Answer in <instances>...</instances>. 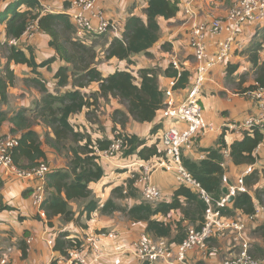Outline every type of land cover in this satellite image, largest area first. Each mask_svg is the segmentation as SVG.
I'll use <instances>...</instances> for the list:
<instances>
[{"label":"trees","instance_id":"obj_1","mask_svg":"<svg viewBox=\"0 0 264 264\" xmlns=\"http://www.w3.org/2000/svg\"><path fill=\"white\" fill-rule=\"evenodd\" d=\"M41 1L9 0L5 1L3 3L5 6L0 9V32L3 31L6 36L3 44L6 49L3 57L6 59L0 68V105L9 102V90L16 84L12 63L28 65L36 75L31 81L42 92L41 99L33 107H23L14 112L0 108V129L4 123H10L9 135L16 136L19 141L12 152L13 161L22 169L31 170L42 162H48L45 146L53 149L56 154L65 156L66 166L51 168L47 174L46 197L41 205L45 213L44 219L49 226H53L54 219L60 217L64 222H72L86 228L88 225L83 219L90 220L92 213L99 207V201L90 187L91 183L98 182L105 176L100 152L108 150L116 139L122 137L124 157L135 155L147 161L165 155L160 146V134L152 144H149L150 138L126 132V126L130 119L138 123L153 122L159 113L163 119L166 90L161 88L158 71L153 67L140 68L137 74L129 69H118L105 76L97 66L99 56L93 41L87 42L86 37L77 34L73 20L66 13L43 11ZM71 1L63 0V8L66 9ZM182 3L183 0H147L146 17L130 13L124 22L121 36H115L110 40L104 57L107 60L112 58L126 60L128 64H132V57L136 54L144 53L149 56V50L160 39L159 18L175 17L182 11ZM32 22L50 37L48 43L55 49V56L38 62L31 46L10 43L12 39H22ZM256 26L257 29L260 28L258 24ZM168 46L167 43L162 45L166 49ZM263 50L264 41L254 40L242 50L247 52L253 64L255 80L245 91H253L257 87L264 88V60H261ZM57 59L65 63L55 72L57 85L65 89L62 92L50 91L38 70L40 67H50ZM237 68L238 65L229 63L228 79ZM164 73L177 80L173 86L174 90L186 87L191 76V72L182 63L179 77L178 70L170 63ZM194 76L195 72L193 79ZM93 83L99 84L98 90L89 94L81 90ZM203 92L204 89L200 95L201 104ZM111 97L117 99L121 105L111 114L115 133L113 137L94 139L91 133L77 130L71 123L72 115L84 109L89 111L101 98L108 100ZM35 124L42 126L43 132L34 128ZM160 127V122L156 123L150 133L155 134ZM226 129L220 135L218 146L207 149L206 157L195 160L181 155L187 170L215 198L225 194L223 177L226 169L222 165L225 161L223 151L229 150L235 164L250 165L257 162L256 149L264 143V130L261 125L246 129L242 132V139L231 143L225 140ZM254 173L255 171L252 173V179L255 178ZM134 183V179H129L127 188L124 185L115 187L112 196L102 205L101 212L109 214L122 211L133 221H145L148 233L156 238L168 237L170 244L184 241L190 226L184 224V220L177 222L178 233L173 235L174 224L161 220L160 215L166 216L172 210L181 209L185 213L184 219H188L190 223L199 220L198 225L191 226H201L207 205L189 186L179 184L170 202L159 201L153 204L142 201L129 208L121 206L115 199L135 196ZM262 193L264 188L257 189L255 198L264 204ZM181 197L190 203L186 209ZM81 200L87 202L77 212L73 209L72 202ZM231 203L232 207L227 205L221 208L224 217L232 218L234 212L240 210L249 218L256 210L254 197L248 191L237 192ZM36 218L43 219L39 213L36 214ZM53 240V248L60 256L54 257L50 264H58L71 250L78 249L84 244L83 239L73 235L69 230L59 231ZM23 255H26L25 249Z\"/></svg>","mask_w":264,"mask_h":264},{"label":"crops","instance_id":"obj_2","mask_svg":"<svg viewBox=\"0 0 264 264\" xmlns=\"http://www.w3.org/2000/svg\"><path fill=\"white\" fill-rule=\"evenodd\" d=\"M8 1L9 0H7V2ZM232 1L233 0H197L196 6L200 17L205 19L210 14L215 16L226 15L232 5ZM55 5L57 12L63 11V0H57ZM4 6L5 4H2L0 9H3ZM97 7L102 9L114 22L112 28L106 35L108 40L102 51L103 53L111 39L115 36H121L124 22L130 13L140 15L144 18L146 17L145 9L147 7V0H97ZM96 22L97 20H95V23ZM159 23L161 26L160 39L149 50L150 55L148 56L144 53L134 55L132 57L133 63L126 65L123 69H129L137 74L140 68H156L159 76V84L161 88L167 90L172 87L174 79L165 75L164 71L168 67L169 59L176 55L180 63L191 72L188 85L184 88L174 90L176 98L181 100L186 96L192 83L191 81L193 80V74L197 65V61L189 43V26L185 21V16L182 11L170 19L160 17ZM262 23L263 25H261L259 29H257L254 23H248L243 27L240 35L243 47H246L252 40L264 41V20ZM83 36L87 38V42L94 41V38L90 36V34ZM49 39L50 37L47 34L38 29L31 38H27L24 35L20 45L31 46L34 49L36 60L40 62L56 55L55 49L48 43ZM209 39V47L214 49L213 45L215 38L210 37ZM0 41L2 44L6 41V36L3 31L0 32ZM166 43L169 44L167 49L162 47V45ZM241 52L242 50L237 52L229 62L233 65H238L233 76L240 75L239 73L245 69L244 65H249L254 73L253 64L250 61L249 55L247 52H243V57H241L239 56ZM240 57L242 60L247 59V62L243 65H239L238 58ZM5 59L6 58L0 56V68L4 65ZM261 60H264V50L261 52ZM108 61L111 63L127 62L126 60L122 61L117 58H112ZM64 64V62L57 59L51 63L50 67H40L38 69L41 72V79L52 92H62L64 90V88L57 85V79L55 78L56 70L59 66ZM228 65H221L215 70L213 74L214 79L205 86L206 90H204L202 95L204 113L208 120L217 125L237 124L247 118L248 114L258 112V108L255 106V100L253 101L252 98L240 97L239 94L233 93L232 90L224 84V80L227 78ZM12 67L16 74V84L9 90V102L0 105V108L14 112L23 107L30 108L33 99L36 97V100H40L42 93L32 86L34 83L31 79L35 78L36 75L28 65L12 63ZM98 68L105 76L115 71H106L99 66ZM106 68H109V66L106 65ZM254 81L253 78V81L247 84L245 80L242 86L247 84L246 87H248L253 84ZM50 86H55L56 89L52 90ZM89 87H94L96 91L99 88V84L93 83ZM31 90L35 92L30 94ZM81 90L83 92L88 91L87 89ZM86 111L87 109H84L82 112L76 113L70 117L71 123L75 125L77 130L80 129L84 131L86 128L85 125L87 122L84 115ZM161 115L162 114L159 113L153 122L138 123L135 121L134 125L131 124L126 128V132L136 133L141 137L150 138L149 144H152L157 139L158 135L166 129L168 123V120L161 119ZM158 122H160L161 127L152 135L150 131ZM87 131L91 133L94 139L103 138V136L97 133H92L89 129H87ZM9 134L10 123L6 122L0 129V136ZM221 134V131L201 134L190 145L183 147L182 154L185 157L195 160L206 157L207 149L218 146ZM224 136L226 142L231 143L235 140L242 139L243 133L240 128H227ZM106 137L111 138L112 136ZM44 148L48 153V162L59 157L50 147L45 146ZM256 154L258 160L255 164H250L252 165V170L249 173L247 170L250 165H238L233 162L230 156L226 158L225 175L228 179L227 182L223 183V187L229 189L231 186L238 184L240 177H244L247 191L254 197L255 208H258L264 205L255 198L256 190L264 188V143L258 146ZM131 157H134V159ZM131 157H124L122 153L106 157L101 153L100 160L105 169V176L102 180L91 183L90 186L96 199L99 201V207L92 213V218L90 220L83 219V222H86L88 225L86 228L75 225L72 222H64L60 217L54 219L53 226H49L45 222L46 219H44L43 216V219H37L36 214L38 210L34 207L31 198L32 188L35 186L36 180L32 177L17 176L6 168L0 167V255L3 253V256L7 257L11 264H50L52 259L56 256H60V254L48 244L49 238L53 239L61 230H69L73 235H78L83 239L84 244L82 246L86 253H90L95 247L99 248L103 256L97 264H139L135 255L132 253L123 255L115 254L116 245L120 243L129 244L143 236H150L153 239H161L163 237H154L146 230L147 222L133 221L122 211H114L109 214L101 212L102 205L112 196V191L115 187L124 185L125 188H127V181L121 182L122 179H119V177L124 174H129L130 170L121 171L117 168H129L131 165L135 164V160L138 156L134 155ZM138 159L140 165L141 163L155 160L151 159L146 161L140 158ZM132 160H134V162ZM64 166H66V161H63L61 157L57 165L50 163L51 168ZM253 171H255L254 179H252ZM152 179L162 192L160 201L170 202L173 199L176 188L179 186L174 173L170 170L160 168L153 172ZM246 180L248 182H246ZM262 198L264 199V193H262ZM181 200L186 209L190 203L186 201L184 197H181ZM115 201L121 206L129 208L144 201V199L141 193L138 197L127 196L122 199H115ZM86 202L87 200L72 202L73 209L78 212L79 209L83 208ZM228 206L232 207V203L228 202ZM234 213L232 218L247 222L246 236L251 241L250 253L255 258L264 262V221L261 218L254 221L250 220L240 210H236ZM159 217L161 220L174 224L173 235L178 233L176 226L177 222L181 220H184V224H189V226L199 224V220L190 223L188 219H184L185 213L184 210L181 209L172 210L168 215H160ZM110 232L114 233L115 236H106ZM101 234H105V236H101ZM164 239L170 240L168 237ZM233 239L234 234L231 232L223 236L212 237L207 248L195 249L189 252V259L194 264H221L225 258L234 257L241 250V246ZM171 246V257H173L177 243H172ZM10 248L12 249L11 251ZM213 248H217L218 251L215 252ZM23 249L26 250L25 256L23 255Z\"/></svg>","mask_w":264,"mask_h":264},{"label":"built area","instance_id":"obj_3","mask_svg":"<svg viewBox=\"0 0 264 264\" xmlns=\"http://www.w3.org/2000/svg\"><path fill=\"white\" fill-rule=\"evenodd\" d=\"M54 2L55 0H42L43 11L56 13L57 10L53 7ZM196 2L197 0H183L182 3V12L189 26V43L197 61L193 82L186 96L181 100L176 98L173 89L177 80H174L172 87L166 90L163 119L172 124H167L166 129L160 134V146L165 155L159 158L156 164L141 163L140 166L143 168L135 180V185L140 189L144 201L155 204L161 200L162 192L152 179L153 172L160 167L172 171L179 184L187 185L195 190L206 203L204 220L200 227L190 226L188 228L185 240L177 244L173 257H171L172 246L168 240L153 239L150 236H143L129 244L120 243L116 245L114 252L117 255L132 253L139 264H194L189 259L190 251L205 249L212 237L223 236L231 232L234 234L233 240L238 242L241 250L236 256L225 258L221 264H263L250 253L251 241L246 236L247 222L224 217L221 212V208L228 205L230 195L235 196L237 192L247 191L244 177L239 178L237 185L227 188V194L215 198L187 170L181 155L183 147L190 145L198 136L207 132H222L225 128H240L243 132L254 125H261L264 130V88L257 87L251 91L255 97L258 112L237 124L217 125L211 122L206 117L200 102L206 74L214 67L227 65L237 52L244 49L240 35L246 24L264 20V0H233L226 15L210 14L205 19L200 17ZM62 12L71 17L79 36L105 34L114 24L105 12L97 7V0H72ZM95 20H97L96 23ZM37 30L36 23L32 22L24 35L31 38ZM210 37L215 38L214 45L218 47V50L213 51L209 47ZM10 43L21 44L22 39H12ZM169 63L178 70L179 77L181 63L178 57L172 56ZM18 142L16 136H0V167L6 168L17 176L32 177L36 180L31 192L32 203L38 213L45 217L41 205L46 197V177L51 168L46 162L40 163L31 170L18 167L13 161L12 154ZM123 144L122 137L116 139L108 150L100 152V156L101 153L106 157L121 153ZM223 152L225 159L230 156L228 149ZM222 165L225 166V161ZM251 170L252 165L248 167L247 172ZM227 179L224 175L223 181L227 182ZM258 218L264 221V205L256 208L255 212L249 216V219L253 221ZM102 235L105 236V234ZM106 236H115V234L110 232ZM48 244L53 247L54 240L49 238ZM213 250L218 251L217 248ZM102 256L99 248L95 247L93 251L86 253L82 246L71 250L67 257L58 264H97ZM0 264H10V261L7 257L1 256Z\"/></svg>","mask_w":264,"mask_h":264},{"label":"rangeland","instance_id":"obj_4","mask_svg":"<svg viewBox=\"0 0 264 264\" xmlns=\"http://www.w3.org/2000/svg\"><path fill=\"white\" fill-rule=\"evenodd\" d=\"M7 1V0H5ZM4 0H0V6L5 2ZM57 0H55V2L53 3V7L54 9H57L56 8V3ZM254 24H258L259 26L263 25L262 21L261 22H253ZM108 33V32H107ZM107 33L105 34H102V35H93V34H90V36H92L94 39L93 43L97 49V52H98V56H99V59L97 60V66L99 67H102L104 70L106 71H112V70H118V69H123L126 67V65H129L127 62H109L105 57H104V52L102 53V51L104 50L105 48V44L108 40V37L106 36ZM214 46V49L213 51H216L218 50V47L216 45H213ZM248 46V45H246ZM245 48V47H244ZM6 53V49L5 47L3 46L2 43H0V56L3 57ZM239 56L243 57V52H241L239 54ZM238 58V63L239 65H243L244 63L247 62V59L245 60H242V58ZM106 65L109 66V68H106ZM228 65V64H227ZM106 68V69H105ZM219 68V66L217 67H214L213 69H211L207 74H206V82H205V86L208 85V83L211 82V80L214 79V72L215 70H217ZM244 70L241 71L239 74L240 75H235V76H232L230 79L226 78L224 80V84H226L227 87H229L233 93H237L239 94L240 97H246V98H252L253 101L255 100V97L253 96L252 92L251 91H248L245 92V90L248 88L246 87L247 84L249 82H252L253 81V78H254V75H253V71H252V68L249 67V65H244ZM247 82V84L243 85L242 86V83L243 81ZM32 86H34L35 88H37L39 90V88L33 84ZM205 86H204V90L205 89ZM224 86V85H223ZM245 86V87H244ZM50 89L54 90L56 89L55 86H50ZM88 91L86 93H90V92H93L95 91L94 87H88L86 88ZM65 90V89H64ZM40 91V90H39ZM35 91H30V94H33ZM41 92V91H40ZM42 93V92H41ZM39 101V100H36V97L33 99L32 101V105L31 107H33L35 105V103ZM256 102V100L254 101ZM120 103L117 101V99L111 97L110 99L108 100H105V99H100L99 100V103L96 105V106H93L89 109V111H86V113L84 114L85 115V120L87 122V124L85 125V129L84 131H87V129L91 130L92 133H97L103 137H106V136H114V132H113V122H112V119H111V114L113 112V110L116 108V107H120ZM255 106L257 108V104L255 103ZM257 113V112H256ZM254 113V114H256ZM253 113L251 114H248L247 116H250L252 115ZM131 124H135V121L131 120L128 122V125L126 126V128H128V126H130ZM168 125H171L172 123L170 121H168L167 123ZM34 128H36L37 130L43 132L44 128L42 126H37V124L34 125ZM118 128H120V126H118ZM122 153V152H121ZM117 155V154H116ZM59 157H56L53 161L51 162H46L49 166H50V163H54L55 165L58 164V161L60 160V157L63 158V161H65V156L64 155H59ZM132 159H134V157H131ZM160 158V157H159ZM159 158H153L155 159L154 161H150L151 164H156L158 162V159ZM152 159V160H153ZM139 159L137 158L135 160V164L131 165V167L129 168H122V167H118L117 169H120L121 171H125V170H130V173L129 174H124L122 175L121 177H119V179H122L121 182H125L127 181V185H128V180L129 179H134L136 180L139 176V173H141V170L143 167L140 166V163H138ZM134 162V160H132ZM51 168V167H50ZM161 168V167H160ZM159 168V169H160ZM109 174V173H108ZM135 187V196H139L141 195L140 193V190L139 188L134 185ZM143 197V196H142ZM12 249L10 248V251ZM195 250V249H194ZM8 251V250H7ZM191 252V251H190ZM3 256V253H1L0 257ZM258 259V258H257ZM260 260V259H259ZM10 261V260H9ZM261 262H263L262 260H260ZM11 264V262H10ZM264 264V262H263Z\"/></svg>","mask_w":264,"mask_h":264},{"label":"water","instance_id":"obj_5","mask_svg":"<svg viewBox=\"0 0 264 264\" xmlns=\"http://www.w3.org/2000/svg\"><path fill=\"white\" fill-rule=\"evenodd\" d=\"M223 191L226 194L228 193V189L227 188H223ZM234 197H235L234 195H230L229 198H228V202L231 203L234 200Z\"/></svg>","mask_w":264,"mask_h":264}]
</instances>
